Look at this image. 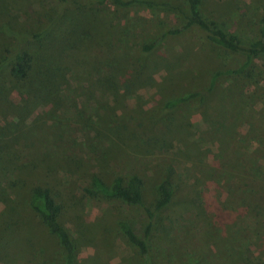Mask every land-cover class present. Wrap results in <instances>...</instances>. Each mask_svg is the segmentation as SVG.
<instances>
[{
    "label": "rangeland",
    "instance_id": "374dc122",
    "mask_svg": "<svg viewBox=\"0 0 264 264\" xmlns=\"http://www.w3.org/2000/svg\"><path fill=\"white\" fill-rule=\"evenodd\" d=\"M68 1L62 7V0H0V56L17 50L7 27L41 33L25 49L44 57L60 53L66 87L84 92H67L58 118H30L36 103L21 102L8 66L0 76V264L67 263L60 238L31 207L36 187L52 189L65 207L60 223L76 247L73 264H145L144 208L88 195L93 174L106 183L141 176L147 205L160 196L163 180L174 184L173 203L152 227L151 264H264V55L240 71L246 54L214 43L198 26L180 33L190 16L188 0H145L154 4L128 9ZM200 11L244 47L258 43L263 0H203ZM78 26L98 59L90 74L62 53ZM153 41L156 48H143ZM227 70L237 72L216 80L205 105L198 97L164 110L171 99L207 90L214 74ZM92 78L102 82L91 84ZM90 94L88 114L116 98L143 118H113L111 109L104 122L73 118Z\"/></svg>",
    "mask_w": 264,
    "mask_h": 264
},
{
    "label": "trees",
    "instance_id": "16d2710c",
    "mask_svg": "<svg viewBox=\"0 0 264 264\" xmlns=\"http://www.w3.org/2000/svg\"><path fill=\"white\" fill-rule=\"evenodd\" d=\"M62 2V7H64L69 1L62 0ZM106 2L113 3L117 7L124 9H128L133 6H151L154 4L153 2L145 0H98L96 1V4ZM202 2L203 0H188L190 16L186 25L179 30L180 33L192 26H198L208 32L209 39L214 43L236 53L246 54L247 62L241 67L240 71L247 68L253 57L259 54L264 55V0L263 17L260 21V39L258 43L252 44L250 48L244 47L238 36L227 33L215 22L205 19L200 11ZM61 14L62 12H60L61 19L65 20L67 16H62L64 14ZM79 28L80 27L78 26L72 30V33L69 35V39H67L70 47L68 49H64L62 53H64L66 60L69 62L71 61L73 64L80 65L82 67L84 66L83 70L86 71L87 74H90L97 66L98 59L97 57H93L89 54L87 49L88 42L84 36L80 35L81 32L77 30ZM5 34L9 38L11 37L16 39L18 44L13 57L7 58L0 56V76L4 74V69L8 66L6 71H9V77L13 79V86L19 90L21 102L33 101L34 104L36 103L37 110L33 112L30 118H58L60 115L58 113H64V107L66 106L65 101L69 98L66 94L67 92L75 95L76 97L84 94L83 90H79V88L71 89L70 85H68L70 90H67L68 86L66 87L65 82L68 77L67 73L62 71V68L60 67V53L51 52L49 55L44 57L40 56V53H38L36 49H33V51L25 49L26 45H29L32 48L35 47V41L39 42L42 38L41 33L31 34L7 27ZM157 45L158 42L153 41L151 42V45H145L143 48L151 51L156 48ZM76 67L79 68L78 66ZM115 72H121V70L115 68ZM236 72L237 71L235 70H227L225 73L222 71L216 72L207 90L171 99L165 103L164 110L174 111V109L179 105L185 104L198 97L201 99L200 105H205L209 95L215 87L216 80L222 74H233ZM122 73L126 74L124 71L117 75L124 76ZM76 74L74 73L76 77L73 78H77L78 74ZM97 81L102 82V79L99 78L98 80H94L92 78L90 83L96 84ZM90 91L93 92L91 89ZM1 94L2 93L0 91V95ZM93 97V94H90L87 95L86 98L82 99V107H80V110L76 111L74 114L78 116L73 118H99L100 121L98 120V123L104 122L106 118H111L108 116V114H110V109L114 112L113 118H143L140 115H130L129 112L131 111V108L127 104H122L123 107L120 108L116 98L113 99L114 103L112 104H107L106 102H104L103 105L96 104L94 108L90 109V113L88 114L87 110L90 108L88 103L93 100ZM118 109H122L121 115L116 113ZM156 111V109L151 110V118H155L154 114H156ZM197 111H200V109ZM40 113L41 115L39 116ZM10 122L12 125L16 124L15 122ZM0 136H3L2 131H0ZM158 190L160 193L158 199L154 204L147 205L144 197V180L141 176L132 175L128 180H125L122 176H118L113 179L111 183H106L99 174L92 175L91 184L85 189L86 193L90 196H104L106 198L122 200L130 206L144 208V211L149 219V222L145 227L144 239L140 240V250L145 260V264H151L148 242L152 234L154 222L157 216L173 203L175 197V186L169 179L163 180L160 183ZM30 204L34 212L40 216L42 222L48 227L49 231L60 238L62 245L67 251L66 264H73L76 258V247L69 231L60 223V216L65 208L64 205L56 201L52 189L47 187L34 188L32 190ZM253 204L256 205L254 202ZM243 205L246 206V203L243 202ZM246 209L248 210L247 206ZM229 210L232 211L233 209L229 208ZM121 228L131 242H137L138 237L135 235L128 222H121Z\"/></svg>",
    "mask_w": 264,
    "mask_h": 264
}]
</instances>
